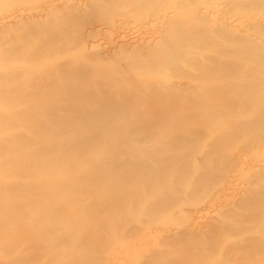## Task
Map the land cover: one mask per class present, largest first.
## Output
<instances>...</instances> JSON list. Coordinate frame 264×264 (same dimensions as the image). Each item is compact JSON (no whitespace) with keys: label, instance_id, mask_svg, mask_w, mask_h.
Instances as JSON below:
<instances>
[{"label":"rangeland","instance_id":"1","mask_svg":"<svg viewBox=\"0 0 264 264\" xmlns=\"http://www.w3.org/2000/svg\"><path fill=\"white\" fill-rule=\"evenodd\" d=\"M1 26L0 113L15 110L14 94L23 96L19 110L29 108L41 87L51 99L47 123L61 122L71 101L54 82L63 86L68 68L90 74L87 88L100 86L102 97L113 88L118 105L132 89L142 90L126 112L105 117L102 142L85 143L111 171L88 177L93 186L100 181V214L78 187L84 231L54 214L57 225L32 244L20 240L9 259L264 264V102L256 104L249 86L259 73L229 68L246 69L254 63L246 52L258 51L264 75V0H0ZM39 28L40 37L29 36ZM21 67L35 72L18 75ZM236 85L247 88L224 95ZM169 109L174 114L166 118ZM16 131L23 128L10 134ZM112 154L122 170H111ZM51 156L39 152L40 184L52 167L60 177L74 173L69 155L47 163ZM2 179L19 190L31 180L25 173ZM115 181L121 187H101ZM35 220L30 213L22 222Z\"/></svg>","mask_w":264,"mask_h":264},{"label":"bare ground","instance_id":"2","mask_svg":"<svg viewBox=\"0 0 264 264\" xmlns=\"http://www.w3.org/2000/svg\"><path fill=\"white\" fill-rule=\"evenodd\" d=\"M0 28V32L3 34L4 27L1 26ZM41 29L32 30L29 36L40 37L43 32ZM2 37L0 40H2ZM54 39L55 34L48 37V41ZM257 52H246L245 56L254 62L247 66L246 69L235 63H230L229 68L231 70H246L259 73L255 82L249 86L256 104L262 105L261 103L264 102V75L260 73V70L263 62ZM20 69L21 71H16L18 75L26 71L35 72L33 67H21ZM80 70L83 69L68 68L65 70L70 79L63 86H60L61 80L54 82L57 89L65 90L66 97L71 101L72 108L62 107L66 110H64L61 122L47 123L46 108L51 99L45 95V91L41 87H39L37 98L32 97L30 99L32 100V106L29 108L20 107V110L17 108V106L24 103V101L21 102L23 96L19 92L20 96L17 94L16 97L14 94L10 100L12 109L15 110L0 113V264H24L26 260H22V256L16 255L14 258L9 259L14 252L13 247L16 250L20 240L31 242L32 244L33 240L39 241L42 239L45 229L51 230V227L57 225V221L53 218L54 214H60L63 221H75L76 225L83 224L78 219L79 208L77 202L80 197L75 192L76 188L80 187L86 191V198L92 201L95 212L100 214V200L98 198L100 181L97 186H93L88 182V177L92 174H109L111 171L106 167V159L100 158L99 162L94 158L93 151L86 150L88 146L85 143H92L94 139L99 143L102 142L106 138L102 134L106 131L101 130V125L105 126L107 121L105 117L111 113L126 112L133 106L134 98L142 90L139 88L132 89L126 103L118 105L115 101L113 88L107 87L103 97L100 92H96L100 90V86L94 91L89 90L85 81L90 74ZM32 81L40 85L42 78L36 76L33 77ZM246 88L247 86L236 85L235 88L227 91L224 95L227 96ZM57 89L55 90L57 91ZM98 98H100V102ZM258 107L260 106L257 105ZM56 108H58L57 105L52 107V109ZM145 110H148L146 106ZM173 114L170 109L164 112L166 118L173 117ZM161 118H163L162 115ZM260 121L264 123V115H261ZM19 127L23 128V131L19 133L16 131L13 135L10 134ZM70 130H74V132L68 133ZM7 135H10L13 139L8 143V140L5 139ZM8 138L10 139V137ZM186 143L185 141L183 147ZM183 150V161H186L189 155L186 147ZM39 152L52 155L48 158L47 163L57 161L58 154H60V159L69 155L74 173L60 177L57 175L59 174L58 169L55 170V167H52L47 172L48 179H46V182L40 184L37 177L41 169ZM84 155L87 156L84 157ZM109 157L114 164V167L111 168L112 171L117 172L124 168V165L114 154ZM79 159L87 163H81ZM172 160L176 161L177 159L172 158ZM153 168L151 167L150 170H153ZM129 169L135 170L133 166H129ZM44 170H47V168L45 167ZM20 173L28 174L31 178L29 185H25L22 190L16 189L17 187H22L19 184H11L2 179L3 176L6 178L10 174L18 175ZM3 187L15 188L4 191ZM101 187H121V183L115 181ZM30 213L36 216V220L34 224L27 222L25 224L22 219H25V216ZM39 213L40 215L37 216ZM17 222L19 225H17ZM21 222L22 224H20ZM78 231L83 232L84 228L79 225ZM35 256L36 252L32 254V257ZM32 257L28 256L27 260Z\"/></svg>","mask_w":264,"mask_h":264}]
</instances>
